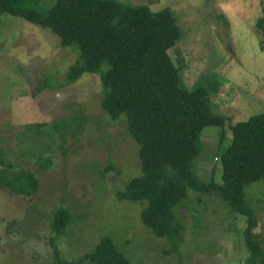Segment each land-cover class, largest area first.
I'll return each mask as SVG.
<instances>
[{"label":"rangeland","instance_id":"1","mask_svg":"<svg viewBox=\"0 0 264 264\" xmlns=\"http://www.w3.org/2000/svg\"><path fill=\"white\" fill-rule=\"evenodd\" d=\"M121 1L147 5L154 13L172 11L182 36L170 57L187 89L210 86L213 112L228 116L230 124L264 112V0ZM51 4L41 0L44 8ZM77 58L76 46H62L49 29L0 15V144L9 149L2 159L33 170L39 181L33 196L0 186V264H58L51 239L63 258L95 264L84 257L105 236L128 264H247L242 235L247 218L230 211L216 194L198 201L189 191L177 209L185 223L182 241L169 253L170 242L141 222L144 204L116 198L129 177L140 175L138 146L123 119L110 120L103 112L98 74L68 80ZM76 115L85 123L78 133L68 130L62 141L54 123ZM230 130L226 125L223 146ZM221 131L202 129L195 169L203 181L209 179ZM216 164L220 178V161ZM245 191L257 209L255 232L264 243V181ZM61 206L70 210L72 221L56 237L51 216Z\"/></svg>","mask_w":264,"mask_h":264},{"label":"trees","instance_id":"2","mask_svg":"<svg viewBox=\"0 0 264 264\" xmlns=\"http://www.w3.org/2000/svg\"><path fill=\"white\" fill-rule=\"evenodd\" d=\"M3 14L49 29L62 46H76L78 58L68 70L69 81L85 73L100 76L103 112L110 120L123 119L138 146L140 175L129 177L115 196L144 204L141 222L170 242L166 253L178 250L182 241L185 223L177 209L187 202L189 191L197 194L198 201L214 193L230 211L247 218L242 230L249 251L245 263L264 264V243L255 232L257 209L245 191L250 183L264 181V112L230 124L228 116L212 111L209 85L189 90L182 84L169 53L182 36L171 10L154 13L147 5L121 0H53L48 8L41 6V0H0ZM260 22L264 28L263 18ZM81 123L85 118L79 115L60 119L53 125L55 135L64 141L68 130L80 131ZM226 125L231 138L223 146ZM206 126L222 131L209 179L203 181L195 162ZM1 147L5 153L0 157V186L33 196L39 187L35 172L4 161L9 149L6 144ZM217 161L220 178L215 174ZM71 221L70 210L58 207L51 216V230L59 237ZM51 245L56 263L79 264L62 257L55 239ZM84 258L95 264H128L109 236L102 237Z\"/></svg>","mask_w":264,"mask_h":264}]
</instances>
